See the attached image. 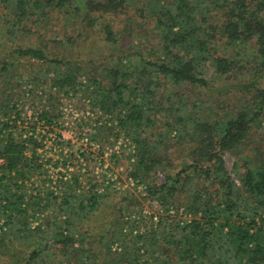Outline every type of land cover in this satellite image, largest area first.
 <instances>
[{
	"label": "trees",
	"instance_id": "trees-1",
	"mask_svg": "<svg viewBox=\"0 0 264 264\" xmlns=\"http://www.w3.org/2000/svg\"><path fill=\"white\" fill-rule=\"evenodd\" d=\"M77 1L0 0L4 4L0 18L4 16L9 25L7 34L12 42L6 48V55L43 63H63L50 56L47 46L23 44L24 34L19 33L18 28L24 25L29 15L37 14L36 18L44 19L47 13L40 12L42 5H54L67 16L82 17L81 21L91 27L90 31L104 33L106 41L117 44V31L107 18L122 13L129 0H87L84 4ZM200 1L151 0L149 4L156 5L158 11L148 19L159 31L156 37L162 45L164 58H148L140 54L134 61L136 72L120 66L121 63L107 65L104 70L111 75L108 83L104 84L103 79L96 77L90 80L103 84L101 92L107 91L106 108L117 112L121 126L137 143V177L146 178L156 167L163 166L164 161H170L167 151L170 147L167 148L166 144L171 146L173 142L170 140L177 138H172L171 133L179 131V137L187 125L186 117L193 114V123L198 130L193 135L187 126L190 145L186 154L190 163L171 171L163 185L153 187L149 183L147 193L141 196L177 201V188L171 184L181 181L184 173L196 172L216 187V207L206 205L204 225L199 220L182 224L186 218L166 215L161 216L157 228L151 224L149 230L134 233L140 229L144 217L128 220L123 208H118L117 215L109 211L108 215L114 217L105 225H91L103 204L113 207L118 204L109 202L107 196L103 198L96 194L88 201L70 194L59 200L49 191L41 205V188L38 187L35 193L27 188L36 181L32 180L34 172H27L34 167L41 171V160L33 156L36 148L29 155L25 152L28 149L25 140L14 137L17 131L22 133L35 128L36 121L27 125L12 121L10 115L20 113L10 105L11 98L6 94L0 101L1 116L8 117V120L0 121V135L3 134L0 136V158L3 159L0 161V251L4 250L0 254V264H264V224L256 220L262 214L261 220H264V155L258 156L263 152L257 149V155L246 160L242 170L239 169L241 166L235 165L241 184L235 183L222 156L226 149L242 153L251 134L257 130L256 121H264V0H209L208 8H202ZM130 32L135 34V28ZM238 44L244 46L239 52L243 60L220 52L226 47L230 50L236 48ZM248 45L252 48L244 52ZM208 62L214 64L212 77H208ZM249 63L253 65L251 80L247 82L251 101L243 105L240 100H233V92L240 91L230 89L234 85L230 87L227 82L237 80V72ZM9 65L10 62H3L0 73L6 74ZM74 67L71 74H59L67 83H72L76 74L83 70L76 64ZM38 74L35 73L30 80L31 89ZM216 77L222 79L221 84H215ZM134 85L137 96L141 97L139 101L129 99L130 88ZM166 85L174 87L167 94L164 92ZM191 87L216 98L224 90L233 92L228 90L221 95L223 112L214 118L211 114L199 115L198 112L203 110L196 103L192 107L172 103L171 98L179 94V89ZM98 96H102L101 93ZM22 109L19 110L23 112ZM158 125V142H152L144 133ZM38 173L41 176V172ZM222 194L226 198L221 202L218 196ZM139 203L138 200L134 206ZM221 203L233 211L231 215L234 214V219L239 222L228 232L214 233V221L220 215ZM49 207L51 213L45 211ZM242 210L246 213L243 214ZM42 211L46 216L32 228L31 217L36 212L41 218ZM247 215L251 219L248 220ZM121 239L128 243L121 250H113V244L122 242Z\"/></svg>",
	"mask_w": 264,
	"mask_h": 264
},
{
	"label": "rangeland",
	"instance_id": "rangeland-1",
	"mask_svg": "<svg viewBox=\"0 0 264 264\" xmlns=\"http://www.w3.org/2000/svg\"><path fill=\"white\" fill-rule=\"evenodd\" d=\"M86 1L87 0H78L77 2L84 4ZM150 2L151 0H129L127 8L122 13L108 16L109 18L107 19L114 25L119 37L117 44L106 41L104 39V33L101 34L97 33V31H90L91 27L86 26V22L83 23L81 21L82 17L77 15L67 16L64 12L55 9L54 5L45 7L42 5L40 12L47 13L44 15V19L36 18L35 16H38L37 14L35 16L29 15L30 17L24 20V25L19 27L18 30L19 33L23 32L24 34L23 44L26 46H47L48 50L51 52L50 56L52 58H58L63 61V63L59 64L56 62L43 63L37 60L19 58L16 55L10 58V56L6 55V48H9L12 42L10 41L11 37L7 34L9 25L5 22V17L2 16L0 18V67L3 62H10L8 66L9 71L6 74L0 73V101L7 94L11 98V102H9L10 105L15 107L14 109L19 111L18 113H21L18 106L25 107L26 104L28 105V111L32 109L34 113L37 111L40 112L38 114L41 116V119L45 121L46 126V135L44 138L48 136L49 132H59L60 130H63L66 135V137H58L59 142H56V148L50 147V151L47 150L46 154L42 151L40 154L39 148L43 142V140L39 141L41 136L37 138L34 136L26 137L22 130H20L22 133L18 131L14 133V137L23 139L25 140L24 142L27 143L26 147L28 149L25 152L32 155L34 153V148H36L33 156H38L41 160V171H38V168L34 167L30 172H27L29 174L34 172L32 180H36V185L33 184V186L27 188H29V191L32 193H35L38 187L41 188V205L45 203L44 197L49 191H52L59 200L63 199V196L67 194L86 199L87 201L90 200L94 194L103 198L107 196L108 198L106 197V199L112 203L117 202V206L113 207L112 205L103 204L101 208L98 209L91 225H96V223L101 225L110 222L114 216L108 215L109 211L117 215L118 208H123L124 216H127L128 220H137V218L144 217L140 223V229L134 233L149 230L151 224H154V227L157 228L161 216L166 217V215H168L167 217H176L180 215L186 218L185 221L181 222L182 224H193L192 221L199 220V222L204 225L206 205L212 204L216 207V196L214 193L216 192V187L205 181L203 176L192 171L184 173L181 178L182 180L178 183L171 184L174 185L173 187L177 188V201H172L171 199L162 201L151 195L147 198L141 196V194L147 193L149 183L153 185V187L163 185L168 181L167 178L171 171L179 170L185 166V164L190 163L189 155L186 154V148L190 145L187 126L193 135L197 134L198 130L193 123V114L191 115L192 117H186L188 120L186 127L182 125V127H184L182 128L179 125V127L182 128L179 137L177 136L179 131L176 133V131L173 130L171 133L172 138H174V136L177 138L174 141H172V139L170 140L173 142L171 146L169 143L166 144L167 148L170 147V149L167 150L170 161H164L163 166L156 167L151 175L146 178L137 177L135 175L138 156L137 143L133 140V137L128 134L126 129L121 126L117 112L106 108L105 101L107 98H105V96L107 97V91L105 93L101 92L103 84L90 80V78L96 77L98 80L103 79L104 84L108 83V76L110 77L111 75L104 70V67L107 65H120L121 63L122 65L120 66H127L130 70L136 72L134 61L140 57V54L148 58H157L158 56L164 58L162 45L159 44V39L156 37V32L159 31L155 28L154 22L151 21L150 18L148 19L149 15L158 11V8L154 4L150 5ZM208 2L209 0H201L200 5L202 8H208L210 6ZM147 4L150 5L149 11L147 10ZM3 6L4 4L0 3V15L4 13ZM134 28L135 34L130 32V30ZM41 30L44 31L42 34ZM250 48H252L251 45H248V48H246L244 52H248ZM243 49L244 46H239L238 44L236 48L230 50V48L226 47L221 49L220 52L223 54L227 53L232 57L243 60L244 57L239 55V52ZM75 64L81 66L83 70L76 74V78L72 83H67V81L63 79L64 76L59 74H66L67 72L71 74L74 70L73 68H75ZM208 64H210V69L207 72L208 77H212L214 64L210 62H208ZM237 70L239 71L240 67H238ZM252 71L253 65L249 63L241 69V71L237 72V80L227 82V85L229 84L228 86L230 87L234 85V87L230 89L234 88L240 92H233L227 89L219 93V96L216 98L212 94L207 96L200 91L198 92V88L191 87L179 89V94L177 96H172L171 101L176 105L181 103V105H186V107H192L193 104L196 103L197 106H202L200 110L203 111L201 113L198 112L199 115L211 114L216 118L223 112V107L220 106V101L223 99L221 95L228 90H230L229 92L235 93L233 97L235 102L240 100V103L243 105L249 104L251 100H249L250 97L248 96V92H250L251 89H247V82L251 80ZM37 72H39V74L38 77L33 80L35 81V85H33L32 97L31 100H28L24 87L25 85H31L28 86V88H32L30 80L36 76L35 73ZM221 83L222 79L216 77L215 84ZM173 89L174 87L166 85L164 92L167 94ZM130 90L128 94L130 100H141V97L136 94L135 85L131 86ZM99 93H101L103 97L98 96ZM163 101L166 102V100ZM63 105L71 111L72 116L70 117L69 114L65 116V118L76 119L79 117V120H81L80 124L82 125L78 130H76L77 128L75 125H70L72 122H70V126L67 125L69 127L64 124L65 120L68 119H60V111ZM209 106L212 107V110H210ZM188 108H186V111L191 113ZM22 110L24 111L25 109ZM1 115L0 113V121L8 120L7 116ZM159 116L162 119L166 118L165 116L162 117V115ZM21 117H23L22 113L20 115H16L15 113L10 115V119H12V121L16 120V123ZM255 125L257 126V130L255 129L251 134L249 143L247 146L244 145L242 153H235L230 149H226L222 152L226 169L233 177L236 184H241V182L235 165L238 164V167L241 166L239 169L242 170V166L246 163V160L253 159V156L255 157L257 155V149H261L264 153V121H256ZM158 126L144 133L152 142H158L157 137L159 135L160 125ZM133 128L136 129V126ZM85 134L91 136L93 140L102 143L105 148L113 154L111 155V159L107 158V161L110 163L108 164L107 172L116 173L118 176V183L105 180V184H103L104 190L100 191L99 194L96 193L95 189L101 188L99 179L102 177L101 169L106 162L103 160L101 164L90 162L85 170L81 168L77 170L76 165H72V161H70L73 159V154L70 150H77L82 147V140ZM2 135L3 134L0 136ZM130 141L133 144H130ZM48 151L50 153H48ZM263 153L258 156L264 155ZM93 154L97 153L94 152ZM49 159L51 161L47 162ZM45 160L47 162V167L45 166L44 168ZM72 167V177L69 179H64V176L63 179H61L54 175L56 169L61 174L64 173L66 169ZM38 172H41V176ZM131 180L134 181L135 186L133 188H128L131 186L128 184L129 182L131 183ZM125 195L128 196V199H123ZM218 197L221 202L226 198L224 194ZM138 200L140 203L135 207L134 204ZM219 206L220 215H218L214 221L215 228H213V231L214 233L219 231L225 233L229 231V228L231 229L232 226H235L239 220L234 219V214L231 215L233 211L224 203H221ZM132 209L133 211H131ZM45 211L51 213V207L47 208ZM245 213L246 212L243 211V214ZM39 216L40 214L35 212L34 216L31 217L32 228L41 223L40 219L46 216V214L42 211L41 218H39ZM262 216L263 214L256 217L259 224H264V220H261ZM250 217V215H247L248 220L251 219ZM148 219L149 221L147 224ZM227 222H229L230 225H227ZM2 229H5V227ZM124 244L125 242L123 240L122 242L117 241V243H114L112 246L113 250H121ZM198 249L200 248L197 247V250ZM3 251L4 250H1L0 254Z\"/></svg>",
	"mask_w": 264,
	"mask_h": 264
},
{
	"label": "built area",
	"instance_id": "built-area-1",
	"mask_svg": "<svg viewBox=\"0 0 264 264\" xmlns=\"http://www.w3.org/2000/svg\"><path fill=\"white\" fill-rule=\"evenodd\" d=\"M28 86H31V85H25V87H24L25 94L27 95L28 100H31V97H32L31 90L32 89L30 87L28 88ZM25 107L19 105V109L23 108L25 110L23 112L21 111V113L23 114V117L18 119L17 124L21 125L22 123H24L23 125H27L28 123H32V121H36V127L32 128L28 132L25 131L24 136H26V137L27 136H34L35 138L41 136V139H39V141L43 140V142L41 143V146L39 148V152L41 154V151H42V152H44V154H46L47 150H49L50 147L56 148V142H59V138H58L59 136L66 137V135L63 132V130H60L59 132H49L48 136H46V138H44L46 135V126H45V121L42 120L41 116L38 114L40 112L37 111L36 113H34V111L32 109H29V111H28V105L27 104L25 105ZM60 114H61L60 119H64V120L68 119V120H65V123H64V124H66V126L69 125L70 122H72V124H70V125H75L77 128L76 130H78L79 127L82 125V124H80L81 120H79V117H77L76 119L65 118V116H68L69 114H70V117H72V116H71V111L64 105L61 107ZM69 126H67V127H69ZM56 133H57V135H56ZM82 141H83V145L81 148H79L77 150L68 149L73 154V159H71L70 161H72V165L73 164L76 165L77 170L79 168H81L82 170H85L86 167L89 166L90 162H96L99 164L102 163V160L104 162H106L107 165L104 164V166L102 167V169H101L102 170V177H101V179H99L100 180L99 185L101 186V188L95 189L96 193L99 194L100 191L104 190L103 184H105V180H109V181H113L114 183H116V182L118 183L117 174L113 173V172H107L108 164H110L109 161H107V158L111 159L112 158L111 155H113V154L111 152H109L108 149L105 148V146L102 143H99V142L93 140V138L91 136H89L88 134L84 135V138ZM130 144H133V143L130 141ZM125 145H126V143H125ZM133 147H134V145H133ZM49 151H48V153H50ZM94 152H96L97 154H93ZM2 160L3 159L0 158V161H2ZM50 161L51 160L49 159V161H47V162H50ZM47 162L45 160L44 168H45V166L47 167ZM72 169H73V167L68 168V169H66V171L64 173H61V174L56 169V172H54V175L56 177H60L61 179H63V176H64V179H69L72 177V172H71ZM74 171H76V170H74ZM80 179H82V178H80ZM128 184L131 185L128 188H133L135 186L133 180H131V183L129 182Z\"/></svg>",
	"mask_w": 264,
	"mask_h": 264
}]
</instances>
